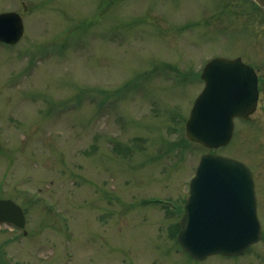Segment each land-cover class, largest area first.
<instances>
[{
  "label": "rangeland",
  "instance_id": "374dc122",
  "mask_svg": "<svg viewBox=\"0 0 264 264\" xmlns=\"http://www.w3.org/2000/svg\"><path fill=\"white\" fill-rule=\"evenodd\" d=\"M10 10L24 32L0 43V198L25 224L0 222V264H264V87L226 146L182 141L209 59L239 56L264 79V11L250 0H0ZM204 152L253 171L261 237L244 254L189 258L174 238L181 213L159 202L183 206Z\"/></svg>",
  "mask_w": 264,
  "mask_h": 264
},
{
  "label": "water",
  "instance_id": "95a60500",
  "mask_svg": "<svg viewBox=\"0 0 264 264\" xmlns=\"http://www.w3.org/2000/svg\"><path fill=\"white\" fill-rule=\"evenodd\" d=\"M264 7V0H255ZM24 31L16 11L0 13V41L16 43ZM204 86L185 123L188 139L208 148L227 144L234 118H248L256 109L257 75L241 58L215 57L202 69ZM181 218L178 241L197 259L223 253H242L260 236L252 171L242 161L217 154L201 155ZM0 221L22 227L21 208L0 199Z\"/></svg>",
  "mask_w": 264,
  "mask_h": 264
},
{
  "label": "flooded vegetation",
  "instance_id": "af4514ba",
  "mask_svg": "<svg viewBox=\"0 0 264 264\" xmlns=\"http://www.w3.org/2000/svg\"><path fill=\"white\" fill-rule=\"evenodd\" d=\"M256 70L258 73V80H259V87H260V94H261V88L264 87V79H263V76L258 72V69Z\"/></svg>",
  "mask_w": 264,
  "mask_h": 264
},
{
  "label": "trees",
  "instance_id": "16d2710c",
  "mask_svg": "<svg viewBox=\"0 0 264 264\" xmlns=\"http://www.w3.org/2000/svg\"><path fill=\"white\" fill-rule=\"evenodd\" d=\"M182 141H187V142H190V141H188L187 139H183ZM178 143V142H177ZM181 145V144H180ZM116 149H121V148H116Z\"/></svg>",
  "mask_w": 264,
  "mask_h": 264
}]
</instances>
